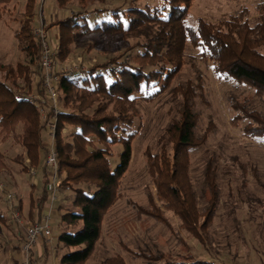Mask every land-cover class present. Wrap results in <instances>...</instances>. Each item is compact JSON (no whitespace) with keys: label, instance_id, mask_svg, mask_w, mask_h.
Here are the masks:
<instances>
[{"label":"trees","instance_id":"trees-1","mask_svg":"<svg viewBox=\"0 0 264 264\" xmlns=\"http://www.w3.org/2000/svg\"><path fill=\"white\" fill-rule=\"evenodd\" d=\"M35 1L25 3L26 10L32 9V14ZM193 1L168 0L162 7L146 6L143 10L134 6L128 9L99 8L96 14L102 20L93 24L89 11H74L71 16L49 26L59 29L55 62H63L70 55L71 46L79 36L92 34L137 39L130 49L142 50L130 62L117 57L74 74L62 73L58 82L61 109L55 119L54 146L58 154L59 191L60 194L72 193L68 197L71 208L62 212L57 223V230L61 231L58 236L60 246L56 249L58 263L86 264L93 256L102 237L106 215L123 198L121 185L132 162L133 142L139 134V130L134 129L139 116L136 103L139 100L154 102L172 88L186 64H194L197 58L187 54L189 45L201 49L199 57L210 63L221 78L246 85L256 96L264 98V4L257 7L260 14L252 19L249 9L242 8L216 22L199 18L197 25L192 26L187 24V19ZM4 3L5 0H0V7ZM110 11L112 18L103 19ZM28 18L16 34L20 50L29 58L27 63L0 62V142L13 137L25 149L21 156L23 160H20L23 171L32 172L42 166L43 192L31 211L37 210L41 214L50 200L44 166L48 147L43 142V132H50L53 120L51 114L45 121L41 117V109L47 104L30 100L41 82L38 80L40 46L30 30L34 17ZM34 81H38L37 86ZM202 87L200 80L198 85L190 81L172 88L175 98H181L179 118L172 120L167 128L174 152L172 157L164 153L152 155L151 168L157 176L155 181L160 197L167 201L169 195L172 199V203L168 201L164 206L182 220L187 232L204 242L202 237H209L207 230L215 220L220 200L214 179L216 168L212 163L207 168L206 185L210 188L211 198L203 212L197 205L189 180H185L189 152L206 141L205 137L197 136L200 115L194 111L196 98L204 99ZM38 92L42 94V90ZM229 100L237 113L233 121L246 122L244 132L251 138H264V113L253 108L251 100L241 102L234 96ZM20 124L23 125L22 133L17 134ZM68 128L71 131L66 136L63 132ZM117 145L123 147L118 160L112 151ZM3 160L0 150V163L4 167ZM162 177L163 187L159 181ZM151 201H154L152 197ZM18 209L22 211L21 201ZM156 217L160 220L163 216L156 214ZM199 232L203 236H198ZM44 245L48 256L49 245ZM149 257H153V261L164 258L161 253L158 258L152 254ZM185 264L212 263L194 262L191 257H186Z\"/></svg>","mask_w":264,"mask_h":264},{"label":"rangeland","instance_id":"rangeland-1","mask_svg":"<svg viewBox=\"0 0 264 264\" xmlns=\"http://www.w3.org/2000/svg\"><path fill=\"white\" fill-rule=\"evenodd\" d=\"M167 1L69 0L59 2L57 0L55 3L59 9L68 13V17L74 11H89L88 15L93 24L96 20H102V17L96 14L99 8L125 7L128 9L134 6L143 10L146 6L162 7ZM25 3L27 0H5V3L1 4L0 62L4 64L27 63L29 59L18 47L16 34L29 20L28 16L34 17L30 30L33 31L38 27L37 16L40 4L38 5V1L35 3V11L32 14V9L26 10ZM262 4L264 0H194L189 10L187 24L196 26L199 18L216 22L239 12L242 8L249 9L250 19H252L260 14L257 7ZM50 6L56 7L51 2L44 5L43 16L46 19L47 28H49V13L52 12ZM110 13L112 12L105 13L103 19H111ZM49 31L53 45L55 39L53 33L57 37L55 32L59 35V29L49 28ZM55 42L57 44V41ZM136 42H138L137 39H123L122 36L104 37L98 34L79 36V39L71 46L70 55L63 62H56V66L58 70L59 68L60 70L91 68L96 64H106L107 61L117 57L130 62L132 57L142 51L140 48L130 49ZM56 48L57 45L54 49ZM200 52L201 49H195L189 45L187 54L197 60L193 62L194 64L188 63L184 66L181 74L173 82L172 88L179 84L185 85L190 81L198 85L201 80L203 84L204 99L196 98L194 111L200 115L197 136L205 137L206 141L189 152L188 170L186 169L188 177L185 180H189L197 205L203 212L211 198L210 188L206 185L207 168L211 163L216 168L214 179L220 200L215 220L207 230L209 237L204 238L203 233L199 232L198 236H203L204 242H202L191 232H187L182 226V220L173 210H168L164 206L168 201L172 203V199L169 195H167V201L160 197L159 187L155 181L157 176L151 168L152 155L161 156L164 153L172 157L174 152V145L171 143L167 128L172 120L179 118L181 98H175L171 88L154 102L146 103L139 100L136 103L139 116L134 129L139 130V134L133 142L130 168L122 181L123 198L111 207L106 215L100 242L86 264H104L106 260L108 264H185L186 257H191L194 262L205 260L212 264H264V138H251L244 132L246 122L233 121L237 113L232 109L229 100L233 96L241 102L244 99L251 100L252 107L264 113V98L256 96L255 91L246 85H239L221 78L215 73L210 63L204 62L199 57ZM38 66L40 69L38 80L41 86L37 84L38 81H34L35 86L38 85L35 88L37 92L33 91L31 96L45 98L42 71L40 65ZM61 75L62 73L59 77ZM39 90H42V94L38 92ZM51 105L52 103H47L44 106V112L47 117L51 114V120H53L57 118V115L54 108L50 107ZM57 105L61 109L60 97H58ZM42 114L41 112V117ZM22 126L20 124L18 127L17 134L22 133ZM69 131H71L70 128L63 133L68 136ZM46 132L45 130L43 132V142L47 146L50 143V137ZM47 147L49 149V146ZM48 149L45 158L48 156ZM122 149V145L113 148L116 160ZM0 150L4 155V167L0 163V186L5 188L4 193L0 190V214H2L0 262L22 264V252L11 251V247L17 246L19 242L14 239L11 232L15 229L16 233L24 234V229H20L15 224L5 200V192L7 190L16 196L15 205L18 206L20 197L30 192V185L34 182V178L40 182L43 168L40 166L38 170L35 169V176L29 170L23 171L21 156H24L25 149L13 137L1 141ZM25 164L28 165L27 160ZM163 179L162 177L159 180L162 187L165 185ZM38 186L35 194L41 196L42 186ZM69 196H72L69 191L59 196L60 201L56 203V206L62 199L67 201L66 204L61 205L62 207L60 206L58 210L60 215L71 208ZM151 197L154 201H151ZM140 208L141 212H138ZM21 214L23 216L22 212ZM156 214L163 216L162 219L157 220ZM60 217L54 215L52 218L55 220L52 227L56 231L53 232V246L50 249L55 258H58L56 249L60 246L58 236L61 231L56 229ZM202 222L203 219L200 220L199 225ZM159 253L164 256L159 258V261H153V257H149V254H152L158 258ZM3 258L6 260L4 261Z\"/></svg>","mask_w":264,"mask_h":264},{"label":"built area","instance_id":"built-area-1","mask_svg":"<svg viewBox=\"0 0 264 264\" xmlns=\"http://www.w3.org/2000/svg\"><path fill=\"white\" fill-rule=\"evenodd\" d=\"M39 7L38 11V18H39V25L38 27L33 29V35L36 39L37 43H39L40 46V67L42 71V78H43V89L45 91V98H41L39 96H31L30 100L32 102H44L45 104L52 103L50 107H53L56 111V115L60 113V109L57 107V101L59 94L58 93V82L60 80V73H66V74H74L81 70H84L85 68L81 69H61L58 66H56L55 62V50L54 46L51 44V40L49 37V32L46 19L43 16L44 13V5L47 2H56L57 0H37ZM47 99V100H46ZM43 100V101H42ZM44 109L42 107L41 112L42 119L45 121L47 119V115L44 112ZM57 117V116H56ZM56 118L53 119V122L50 123V143L47 145L49 146L48 156L45 158V168L48 176V190L50 193V209L48 210L47 214L42 217L39 221L35 222H27L25 221V218H23L20 210L18 209V206L15 205L16 196L6 190V199L7 204L9 206V210L11 211L13 215V220L15 224L20 228L24 229V237L23 242L21 245V252H22V264H37L38 260L34 256V251L36 246L42 242L45 241L47 245H51L53 240V227H52V216L53 211L52 206L53 204L58 201L60 198V180H59V174H58V154L55 148V133L56 132ZM35 170H32L30 172L33 176L36 175ZM0 190L4 193L5 188L0 186ZM65 203V201H64Z\"/></svg>","mask_w":264,"mask_h":264},{"label":"crops","instance_id":"crops-1","mask_svg":"<svg viewBox=\"0 0 264 264\" xmlns=\"http://www.w3.org/2000/svg\"><path fill=\"white\" fill-rule=\"evenodd\" d=\"M51 3H52V5H55L56 7L52 8L50 6L52 8V12L49 13V17H48L49 26L52 25V24H55L54 22H56V21H60V20L65 19V18L68 17V15H67L68 13L64 12V10L59 9V7L57 6V4L55 2H51ZM53 28L57 29L58 27L56 26V27H53ZM55 33L57 34V37L53 33V37L55 38L54 41H53L54 42L53 43L54 47H56V45H57L55 41H58V32H55ZM18 47H19V44H18ZM44 166H45V164H44ZM44 183H45V179H43V177L40 178V182H39V180H36V178H34V182L30 185L31 186L30 187V192H28L27 195L24 194L19 199V201H21V205H22V211L21 212L23 213L24 218L27 219L28 222L29 221L30 222L39 221L40 219H42V217H44L47 214L48 210L50 209L51 202L49 200V201H47L46 206L44 207V210H43V212L41 214L36 212L37 210H35V212L32 213L34 211V209L36 208L35 207L36 200H38V198L41 197V196L35 194L36 191L38 190V187H39L38 185L42 186L41 190L43 192ZM42 192H41V194H42ZM62 200H61V202H60V204L58 206H56V203L58 201H60V200L56 201L53 204L52 210H51V211H53L52 218L54 217V215L61 216L59 214L60 211H58V210H59V208H60V206L62 204L64 205V204L67 203L66 200H63V201ZM64 201H65V203H64ZM1 216H2V214H1ZM53 221H55V220H53ZM56 229H57V227H56ZM16 231L17 230L14 229L13 232H11V233H12V236L14 237V239L18 240L19 242H18V245L14 244V245H17V246H14V247L12 246L11 247L12 248L11 251H21V245H22V242H23L24 234H22L21 232L16 233ZM55 231L56 230L54 229V232ZM44 243H46V242H44V241L40 242L36 246L35 250H33L35 258L37 260H39V262H42V263L38 262L37 264H60V263H58L59 262V258H55V256L53 255V252H52L51 249H49L50 253H49L48 256L45 254V249H44L45 245H44ZM52 246H53V243H51V245H49V248H52ZM5 258H3L4 261L6 260ZM2 262H3V260H2ZM0 264H2V263L0 262Z\"/></svg>","mask_w":264,"mask_h":264}]
</instances>
